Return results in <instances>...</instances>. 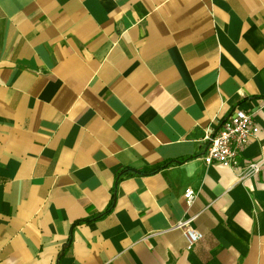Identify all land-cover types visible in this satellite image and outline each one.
I'll return each mask as SVG.
<instances>
[{
    "label": "crops",
    "instance_id": "1",
    "mask_svg": "<svg viewBox=\"0 0 264 264\" xmlns=\"http://www.w3.org/2000/svg\"><path fill=\"white\" fill-rule=\"evenodd\" d=\"M235 108L260 132L207 165ZM251 161L264 0H0V264H264Z\"/></svg>",
    "mask_w": 264,
    "mask_h": 264
},
{
    "label": "built area",
    "instance_id": "2",
    "mask_svg": "<svg viewBox=\"0 0 264 264\" xmlns=\"http://www.w3.org/2000/svg\"><path fill=\"white\" fill-rule=\"evenodd\" d=\"M260 132V126L253 114L235 108L233 112L222 120L215 131L205 135L203 159L207 165L218 164L224 167L237 169L241 165V153L250 141ZM263 162L251 161L247 164L248 173H258ZM194 189H187L185 197L189 205L196 198ZM193 218L180 220L174 229L183 231L187 240V248L193 247L204 238V234L192 226Z\"/></svg>",
    "mask_w": 264,
    "mask_h": 264
},
{
    "label": "trees",
    "instance_id": "3",
    "mask_svg": "<svg viewBox=\"0 0 264 264\" xmlns=\"http://www.w3.org/2000/svg\"><path fill=\"white\" fill-rule=\"evenodd\" d=\"M166 165V164H165ZM165 165H163V166H165ZM161 167H156V168H153V169H151L149 172H154V171H156V170H158V169H160ZM112 207H113V202L111 203V205L106 209V211H104L103 213H102V215H104L105 213H107V212H109L111 209H112Z\"/></svg>",
    "mask_w": 264,
    "mask_h": 264
}]
</instances>
